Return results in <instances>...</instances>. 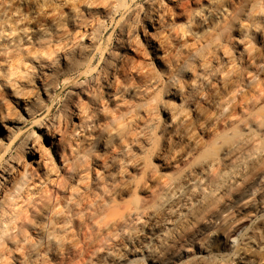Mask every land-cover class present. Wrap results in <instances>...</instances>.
Listing matches in <instances>:
<instances>
[{"label": "bare ground", "instance_id": "1", "mask_svg": "<svg viewBox=\"0 0 264 264\" xmlns=\"http://www.w3.org/2000/svg\"><path fill=\"white\" fill-rule=\"evenodd\" d=\"M50 3L0 0V163L39 130L0 164V264H237L200 240L264 204V0H147L97 61L127 0Z\"/></svg>", "mask_w": 264, "mask_h": 264}, {"label": "rangeland", "instance_id": "2", "mask_svg": "<svg viewBox=\"0 0 264 264\" xmlns=\"http://www.w3.org/2000/svg\"><path fill=\"white\" fill-rule=\"evenodd\" d=\"M58 1L56 2V0H54V2H53V0H51V2L53 4L55 3L54 7L58 8V9L60 7L62 10L67 8L66 10L63 11L64 13H65V11L67 12L69 7L67 5H66V7H64L62 5L64 0L63 1L58 0ZM146 1L147 0H127V3H123L122 7L119 9V14H117L113 18V20L107 19L105 21L106 24L102 27V31L104 33L102 36V40L100 41L101 44H99L101 47L99 46V50L95 53L96 61L99 59L101 54H105L106 52L108 53L113 48L116 36L119 32V27H120L119 25L127 17L128 13H129L128 10L131 11L132 9H134V7L135 8L143 7L145 5ZM52 3H50L51 6H53ZM58 3H60V4H58ZM58 5H62V7L61 6L58 7ZM6 6H7V4H6ZM6 8H5L6 9L5 11H3L4 8H2L3 12L1 11L3 14H5V16H3V14L0 13V18L3 19L2 21L0 19V23L3 22L4 20H5L4 22H6L9 18V16H8L9 15L8 13H10L9 4H8V7H6ZM61 9H59V10H61ZM6 11L8 13H6ZM126 12H128V13H126ZM18 17H19L18 14L17 15L15 14V18H18ZM207 22H209L208 15L206 16L205 22L200 21V22H197V24L198 25H204ZM100 31H101V29H100ZM85 80H86V78L83 77L81 79L82 83ZM61 87H62V85H61ZM59 91L61 93L59 96L55 97V99L52 103L51 112L47 115L48 117H51L54 114H56L57 111L62 107L63 103H65L67 100L66 97L68 94V89L66 87L65 88H59ZM32 131L39 132V130L37 128L32 129L31 124L24 126L22 128V132H23L22 133V135H23L22 139H24V137L27 133L32 132ZM22 139L20 140L19 143H21ZM19 143L15 146L14 149L8 151L5 154L4 160L0 163L1 165H4V162L8 161V159L11 156L15 155V151H16V148L18 147ZM1 165H0V167H1ZM252 200H253V198L249 196L246 199H244L243 201H241L240 205L236 208L237 212H236V214H234V217L237 216V218H239V217L243 216L242 212L247 215L244 218L245 220L243 219V221H241V222L239 221V223L242 227L239 230V232L236 234V237L238 240L237 243H235L234 245H230V246H226V245L221 246V243L217 242V239L220 236V229L223 228L222 223H220V224L215 223L211 232L209 234H207L206 236L202 237V239L200 240V243L204 245V249L207 251H210L212 254H214L213 259H220V260L222 259L221 261H225V262L229 261V263H232V262L236 263L239 261L237 264H249L247 260L248 259L251 260L254 257H256V258H261V263L264 264V204L258 203L257 200L256 201H254V200L252 201ZM251 203L252 204L256 203V204L252 205ZM254 208H257V211H255ZM242 209H244V210H242ZM259 209H260V211H259ZM237 227H239V224ZM228 231H225V232H228ZM224 247H225V249H224ZM196 249L197 248L193 249L192 253L193 252L195 253ZM242 251H243V253H246L248 255L246 257H244L243 259L237 258V254L239 252H242ZM197 252H198V250H197ZM223 259H226V260H223ZM230 260H233V261H230Z\"/></svg>", "mask_w": 264, "mask_h": 264}]
</instances>
